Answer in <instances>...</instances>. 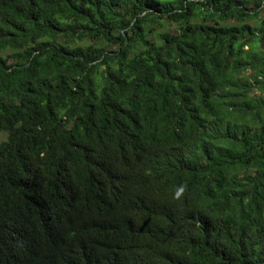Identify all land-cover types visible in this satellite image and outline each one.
I'll return each mask as SVG.
<instances>
[{
	"label": "trees",
	"instance_id": "trees-1",
	"mask_svg": "<svg viewBox=\"0 0 264 264\" xmlns=\"http://www.w3.org/2000/svg\"><path fill=\"white\" fill-rule=\"evenodd\" d=\"M263 12L0 0V264H264Z\"/></svg>",
	"mask_w": 264,
	"mask_h": 264
},
{
	"label": "rangeland",
	"instance_id": "rangeland-1",
	"mask_svg": "<svg viewBox=\"0 0 264 264\" xmlns=\"http://www.w3.org/2000/svg\"><path fill=\"white\" fill-rule=\"evenodd\" d=\"M263 18H264V12H263V14L260 16V18L258 20L260 21ZM255 23H256V21L255 22H251V25H254ZM5 137H6L5 134H1L0 135V142L3 141L5 139Z\"/></svg>",
	"mask_w": 264,
	"mask_h": 264
}]
</instances>
